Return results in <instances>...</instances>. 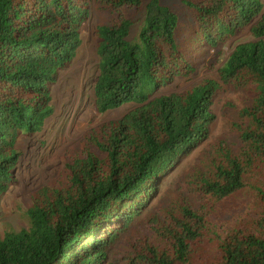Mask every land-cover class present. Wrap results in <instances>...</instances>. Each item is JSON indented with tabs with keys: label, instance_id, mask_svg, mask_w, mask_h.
<instances>
[{
	"label": "trees",
	"instance_id": "16d2710c",
	"mask_svg": "<svg viewBox=\"0 0 264 264\" xmlns=\"http://www.w3.org/2000/svg\"><path fill=\"white\" fill-rule=\"evenodd\" d=\"M90 16L95 111L134 107L68 148L64 174L35 190L22 212L25 227L0 234V264H264V185L255 180L264 168L263 0H0V198L15 178L17 140L39 133L53 113L50 85L75 58ZM245 29L254 40L236 44L218 78L168 91L197 74L208 47ZM223 86L234 94L223 103L228 130L199 153L195 182L222 206L250 192L246 223L220 237L219 211L198 208L195 222L179 220L172 237L148 242L149 233H139L146 252L131 251L130 224L153 206L162 175L209 139ZM191 243L211 255L188 262Z\"/></svg>",
	"mask_w": 264,
	"mask_h": 264
},
{
	"label": "rangeland",
	"instance_id": "374dc122",
	"mask_svg": "<svg viewBox=\"0 0 264 264\" xmlns=\"http://www.w3.org/2000/svg\"><path fill=\"white\" fill-rule=\"evenodd\" d=\"M171 1L166 0L168 3ZM139 24L140 22H137L132 27L131 38L137 35ZM94 26L95 20L90 16L81 28V41L75 58L58 72L56 81L50 86L53 113L46 121L42 132L19 137L17 142L19 162L14 171L15 180L0 198V234L6 228L18 231L25 227L22 212L30 205L35 190L53 185L64 174L68 148L78 142H84L85 137L100 124L118 119L134 107V104L129 102L104 113L95 111L92 102V84L97 73L98 57ZM252 40L253 37L245 29L216 47H208L205 51V61L197 74L191 78L176 79L167 86L168 91L186 89L205 77L218 78L217 69L227 60L236 44ZM228 98H234V94L223 86L214 96L211 105L216 117L210 126L209 139L184 154L162 175L157 183V193L151 202L153 206L145 205L142 214L130 224L129 229L134 240V244L130 247L131 251L139 252L144 248L141 242L144 239L138 241L139 233L148 232V242H155L157 238L172 237L179 220L186 218L191 223L195 222V211L198 208L205 211L210 209L219 211L213 216V223L220 237H224L237 224L246 223L247 217L253 210L254 196L250 192L242 190L239 194L229 197L222 206L223 201H218L216 204L209 202L195 182V173H197L195 163L199 153L212 139L218 138L228 130L229 111L223 106L225 99ZM225 143L226 139L223 140L222 145L225 146ZM221 153L222 151H217L215 156ZM198 167L199 165L196 168ZM255 180L264 185V168ZM253 189L256 187L254 186ZM150 217L154 219L153 222L144 226ZM209 233L210 231L204 235ZM209 240L207 244L215 248L213 239L209 238ZM144 252H146L145 248ZM71 253L75 255L76 250L73 249ZM193 255L200 261L202 257L210 256L211 253L200 246L195 248V243H191L186 256L188 262L194 257ZM203 264L209 263L205 260Z\"/></svg>",
	"mask_w": 264,
	"mask_h": 264
},
{
	"label": "clouds",
	"instance_id": "9594fccd",
	"mask_svg": "<svg viewBox=\"0 0 264 264\" xmlns=\"http://www.w3.org/2000/svg\"><path fill=\"white\" fill-rule=\"evenodd\" d=\"M80 40H81V38H80ZM57 74H58V73H57ZM57 74H56L55 81H56V79H57ZM55 81H54V82H55ZM54 82H53V83H54ZM53 83H52V84H53ZM50 86H51V85H50ZM50 91H51V88H50ZM51 101H52V96H51ZM51 116H52V114L50 115V117H51ZM50 117H49V118H50ZM47 120H48V119H47ZM47 120H46V121H47ZM45 124H46V122H45ZM44 126H45V125H44ZM43 129H44V127H43ZM43 129H42V130H43ZM42 130H41L40 132H42ZM40 132H39V133H40ZM37 134H38V133H37ZM21 136H22V135H21ZM23 136H24V135H23ZM25 136H26V135H25ZM18 140H19V138H18ZM18 140H17V142H18ZM15 147H16V149H17V143H16V146H15ZM17 151H18V149H17ZM18 153H19V151H18ZM14 180H15V178H14ZM13 182H14V181H13ZM13 182H12V183H13ZM11 185H12V184H11ZM11 185H10V186H11ZM15 231H16V230H15Z\"/></svg>",
	"mask_w": 264,
	"mask_h": 264
}]
</instances>
